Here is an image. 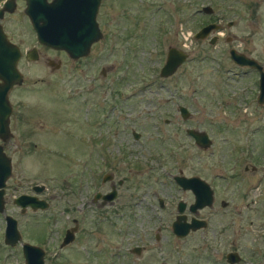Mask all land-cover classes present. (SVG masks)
Segmentation results:
<instances>
[{
	"label": "rangeland",
	"instance_id": "rangeland-1",
	"mask_svg": "<svg viewBox=\"0 0 264 264\" xmlns=\"http://www.w3.org/2000/svg\"><path fill=\"white\" fill-rule=\"evenodd\" d=\"M205 5L211 7L210 15L199 11ZM96 21L102 37L91 55L78 64L51 53L46 55L60 61L56 69L40 56L18 61L23 82L9 94L12 138L4 146L11 156L12 186L18 189L8 192L15 197L27 186L38 185L46 187L45 192L52 196L45 210L23 215L7 200L5 212L16 219L21 241L39 245L45 251L44 264H214L211 259L216 261L229 247L233 233L228 227L236 219L237 226L248 232L244 244L255 243L256 251L264 250V233H256L264 225V106L256 101V77L240 76L241 69L228 56L233 48L264 66V0H100ZM211 22L220 25L217 33H210V37L217 35L213 45L207 39L192 38L202 25ZM229 22L232 24L227 26ZM10 31L7 29V34L12 38ZM13 38L21 51L35 45L31 30L23 22L18 23ZM169 46L184 49L188 57L163 80L158 71ZM101 69L106 77L100 76ZM90 84L95 86L93 99L88 92ZM92 102L97 116L95 157H139V167L127 165L125 174H149L151 181L153 177L164 179L163 171H175V164L191 157L183 173L213 181L218 195L228 201L221 226L217 218L211 219L212 226L221 231V236L212 240L218 253L212 252L210 241L206 245L204 232L176 239L168 227L171 213L166 207L156 208L155 222L160 224L148 222L144 210H136L133 217L124 216L121 210L99 213L96 217H106L111 232L88 233L87 223L81 240L75 238L59 247L64 229L77 217L73 205L77 202L78 172H88L80 161L92 157ZM118 105L121 108L115 109L119 112H109L110 106ZM178 105L190 112L188 120L179 118ZM104 113L110 115L108 128L100 124ZM117 116L119 121L114 122ZM190 127L205 131L211 145L196 147L185 133ZM131 131L140 136L134 139ZM106 135L110 140L105 145L99 138ZM117 147L122 150L115 155ZM152 158L159 165L150 172ZM251 165H256V173L249 170ZM86 166L89 168L88 163ZM238 189L241 193L248 189L247 196L237 197ZM62 193L65 197L60 198ZM252 203L254 207H250ZM240 205V219L234 214L229 217V211ZM149 214L153 215L152 211ZM158 225L160 253L156 256L154 250L150 255L142 252L140 257L123 254L124 247L122 254L116 251L121 241L116 231L123 226L133 238L128 244L132 247L141 245L146 233H150L146 245H156L153 234ZM206 233L210 239V232ZM263 255L254 254L253 260L245 252L242 259L264 264ZM9 264H23L18 245L12 248Z\"/></svg>",
	"mask_w": 264,
	"mask_h": 264
},
{
	"label": "flooded vegetation",
	"instance_id": "flooded-vegetation-1",
	"mask_svg": "<svg viewBox=\"0 0 264 264\" xmlns=\"http://www.w3.org/2000/svg\"><path fill=\"white\" fill-rule=\"evenodd\" d=\"M51 0H47V2H50ZM25 0H0V31H2L5 35L9 43L14 44L18 47L20 51V58L18 61H20L22 58L25 59L26 52L29 50H34V55H36V58L43 57V59L46 61L47 65L51 67L52 69H56L60 65V61L58 60L55 62L49 55H46V53H51L56 57V54L61 55V57H67L69 61H71L73 64H78L80 61L87 59L92 53V49L95 47L96 42L90 43V37L89 36H84L82 40H77V52L80 54V56L76 57L75 59H71L67 56V54L62 51V50H55L46 46L39 45L36 42L35 39V33L32 30L31 24L24 13L25 9ZM97 13V12H96ZM212 13V12H211ZM95 20H96V15H95ZM23 22L25 25L29 27L31 30V34L33 35V38L35 40V45L31 46L30 48H27L26 50L21 51L20 47L18 44L15 43L13 35L14 32L18 26V23ZM97 22V21H96ZM212 23V22H211ZM98 24V23H97ZM208 24V23H206ZM204 24V25H206ZM232 23L230 22V25ZM202 25V26H204ZM228 25V26H230ZM201 26V27H202ZM7 29L11 30L10 32L12 33V38L7 34ZM101 32V31H100ZM102 35V33H101ZM209 37H206L204 39H208ZM203 39V40H204ZM230 50V49H229ZM229 50H228V56H229ZM236 51V50H235ZM237 52V51H236ZM241 53V52H238ZM244 54V53H242ZM247 57H250L246 54H244ZM251 58V57H250ZM26 60V59H25ZM230 60V58H229ZM18 61L16 65L18 64ZM49 62H52L53 64H56V67L50 66ZM232 62V61H231ZM257 62V61H256ZM233 63V62H232ZM258 63V62H257ZM235 66L240 68L241 72L240 76L246 75V74H252L256 77V84L254 88V93L257 95L259 93L258 91V73L255 69L249 68L247 66H239L233 63ZM262 67V71L264 72V66L260 63H258ZM109 69V68H108ZM101 77H106L107 75L105 74L104 70L101 69V72L99 73ZM236 74V73H235ZM84 76V75H83ZM85 77V76H84ZM91 77V76H89ZM160 78V77H159ZM169 78V77H168ZM160 79H166V78H160ZM88 80V79H87ZM92 80V79H91ZM93 81V80H92ZM124 80H121V83ZM23 82V81H22ZM21 82V84H22ZM96 82L94 78V83ZM20 84V85H21ZM20 85H13L12 88L9 91V94L19 87ZM94 85L90 84V89L88 90L89 95L93 98H95L96 94L95 91L93 90ZM95 87V86H94ZM106 92V91H105ZM118 92L116 91L115 94ZM9 94L8 100H9ZM116 97V96H115ZM89 99H86V102ZM91 100V99H90ZM10 102V101H9ZM94 107L92 108L91 114L93 118L92 126H91V137H90V146H91V153L92 157H88L87 160H81L80 163L83 166V169H88V172H78L77 180H78V191H77V198L75 204L73 205L74 210L77 211V217L72 218V226L65 228L63 231V235L61 238V241L59 243V247H64L68 245L70 242L74 241L75 238L82 239L84 234H85V227L87 223H89L88 227V233L91 234H96V232H99L101 234H107L110 230V224L107 222V218L104 216H97L99 213H106L108 211H123L124 216H134V212L136 210H144L146 211L147 215L149 216L148 222L154 221V223H161V222H155L158 218L156 215V208L158 210H162L165 207L168 208L169 213L171 216L168 220V227L170 229L171 234L178 240L184 239L188 237L191 234H194L198 231L204 232V239L206 241V245L209 246V241H210V249L212 250L213 253H218L217 249H215L214 244L212 243V240H214L215 237H220L221 236V231L220 229H216L212 226V217L217 218L218 222L217 224L221 226V218L225 217V209L228 206V201H226L223 197H220L218 195V190L215 189V185L212 182H210L206 176L202 177L199 174L195 173H189L185 174L183 173L184 168L187 166V162L191 161V157H186V161H180L179 164H175L174 168L175 171L167 170L163 171V176L164 179H161V177H153L151 181V175H146V176H138L135 177V175H142L141 173L136 172H131L129 173V176H126L125 172L128 170L127 165H132L134 164L136 167H139V157H137L136 160L130 159V157H95V148L96 144L98 141L97 134L95 132V126L97 124V116H96V110H95V103L92 102ZM11 104V103H10ZM264 106V103L261 104ZM11 106V105H10ZM119 107V108H118ZM120 109V105L118 106H110V109L113 112L116 111V109ZM179 105L176 107V111L179 115V118L182 121H186L191 117V114L189 112V115L186 119H182L180 114H179ZM103 111H106L105 108H103ZM119 112V111H116ZM11 115H12V108H11ZM110 117L109 114L104 113V118L100 120V124L103 125V127L108 128V118ZM117 120H114V122H118L119 116L116 118ZM9 121H10V115H9ZM163 122L165 124L169 123L168 119H164ZM120 124H123L121 122ZM191 128V127H190ZM189 129V128H186ZM185 129V132H186ZM109 130H106V132ZM132 132V131H131ZM116 133V132H115ZM140 136L138 132H132V137L134 139H137ZM189 137V136H188ZM12 138V132H10L8 138L5 140L4 143L2 144V150L6 156H8L10 160V172L8 178H6L4 182V188H2V196H3V210L0 212V235H1V240H0V264H9L12 263V248H16L18 245L19 248V253L23 259L22 255V244L27 243V244H32L26 241H21V236L19 241H17L14 245H12V240L9 241L8 243L5 242V235L4 232L6 230V220L7 218H13L15 221L16 219L12 216V214H8L5 212V205L7 200L11 202L13 206L18 208V212L23 215L24 213H35L37 211H41V209H35L32 210L29 206L26 208H20L17 206L14 202L13 199L20 196V195H25V196H34L36 199L43 200L47 207H48V200L52 199V196H50L49 193L45 192L47 191L46 187L44 186H38V185H32L30 187L27 186L25 188V192L22 191L19 193L17 196L12 197V194H9L8 191H16L18 189V186H12V163H11V156L8 155L4 151V146H6L7 142ZM190 138V137H189ZM100 143L103 142V144H107V141L110 140L109 136H101L100 138ZM192 139V138H191ZM104 140V141H103ZM102 141V142H101ZM193 141V140H192ZM109 142V141H108ZM194 143V142H193ZM110 144V143H109ZM195 145V144H194ZM196 146V145H195ZM197 147V146H196ZM199 148V147H198ZM201 149V148H200ZM122 150V147H117L116 154H120ZM113 154V155H114ZM114 155V156H115ZM142 162V161H141ZM89 164V168L86 166V164ZM151 167L150 172L156 169V166L159 165V161L156 159L151 160ZM258 165V164H257ZM147 168H150L148 165ZM245 172H247L248 167L245 166L243 168ZM249 170L251 173H256L257 168L256 165H251L249 167ZM176 177H184V178H192L196 177L199 180L202 181V188H199V194L196 198L194 194L193 188H182L179 184L175 182ZM219 178V177H218ZM88 179L86 182L85 180ZM8 181L11 183V185L8 183ZM169 184L172 186L169 187ZM203 185H206L208 189L203 188ZM38 186L37 188H40L39 192L34 191V187ZM161 186L169 187L166 189H161ZM253 186V185H251ZM241 189L237 190V197H243L245 198L248 194V189L245 193L240 192ZM84 191V193H82ZM46 196V197H45ZM65 197V194H61L60 198ZM83 198V199H82ZM254 203L250 205V207H254ZM242 205L239 207L234 206L231 211H229L228 216L232 218V214H234V217L237 219H240V210H241ZM244 207V206H243ZM178 208L181 209V215L183 216V221L185 223H190L191 220H196L201 224V226L197 229L194 230H188V232L181 237L176 236L172 232V223L176 220V217L179 215L178 213ZM192 208V209H191ZM46 209V208H45ZM42 209V210H45ZM149 211H152L153 215L149 214ZM129 214V215H128ZM118 215V214H117ZM91 219H88V217ZM123 216V217H124ZM140 216V215H139ZM238 225V221L234 219L233 225L229 226L228 228H232V238L229 242V247L227 250L222 251L220 253V258H217L216 261L214 259H211L209 256L208 258L213 261L214 264H249V262L245 261L242 259L244 257L245 252H249L252 256L251 259L254 260V254L255 255H263L264 250L261 249L260 251H256L254 249L255 243L252 245L247 246L246 240H245V235L248 233L245 228H241ZM128 226V224H127ZM121 227V226H120ZM116 227V229L120 228ZM16 228L18 230L17 226V221H16ZM72 232V240L61 246L62 239L67 231ZM160 230V226L156 227V232L153 234V241L156 244V242L160 239L158 232ZM210 232V239L207 236L206 232ZM256 233L262 234L264 233V225L261 226ZM116 235L120 236V244L116 245V251L121 252L122 254V248L124 247L125 252L123 254L131 253L136 255L137 257H140L142 252H149V255L152 254V251L154 252L153 254L156 256L157 254L160 253V247L159 244L157 243L156 245H146L145 240L149 238L150 233L143 234L146 238L140 239L141 245H133L132 247H128L129 240L133 242V238L128 237V230L125 226H123V229L120 231H116ZM150 243V242H149ZM124 246H123V245ZM213 244V245H211ZM35 246H38L42 252H43V264H44V257H45V251L36 244H32ZM216 248H220L219 245L216 246ZM258 250V249H257ZM257 253H256V252ZM95 253V252H94ZM229 253H234L238 256L237 262L234 263H229L226 260V256ZM263 253V254H262ZM120 254V255H121ZM264 256V255H263ZM24 260V259H23ZM218 260H221L222 263H217ZM243 260V262H242Z\"/></svg>",
	"mask_w": 264,
	"mask_h": 264
},
{
	"label": "water",
	"instance_id": "water-1",
	"mask_svg": "<svg viewBox=\"0 0 264 264\" xmlns=\"http://www.w3.org/2000/svg\"><path fill=\"white\" fill-rule=\"evenodd\" d=\"M100 0H25L24 13L26 14L32 30L35 33L36 42L39 45L46 46L55 50L64 51L71 59L80 56L77 52V40H82L84 36L90 37V43L101 39L102 35L98 24L95 20V15L98 9ZM201 13L210 15L212 9L209 5L202 6L199 10ZM230 22L227 23V26ZM220 25L217 23H208L200 27L193 35L194 40H203L209 37L212 31H219ZM217 36L212 35L208 39V44H214ZM188 54L184 49L169 46L166 49L164 61L159 68L158 76L160 78H168L174 74L177 68L187 59ZM20 58V51L14 44L9 43L6 35L0 31V142L4 143L10 134L11 104L7 94L13 85H20L22 82V74L17 69V61ZM230 60L239 66H247L253 68L258 73V95L256 101L258 104L264 103V72L262 67L250 57L242 53L236 52L233 48L229 50ZM25 59L27 61L36 60L34 50L26 52ZM50 66L56 67V64L49 62ZM179 114L182 119H186L189 112L184 106L179 105ZM187 136L192 138L194 144L206 149L211 145V140L208 134L203 130L186 129ZM0 143V212L3 210L2 188L4 182L9 176L10 160L2 150ZM175 182L182 188H193L197 198L199 188H202V181L196 177L184 178L176 177ZM34 187V191L39 192L40 188ZM203 188L208 189L206 185ZM13 202L20 208L29 206L32 210L45 209L47 207L43 200L36 199L34 196L20 195L13 199ZM192 209V208H191ZM182 211L178 208L179 215L172 223V232L176 236H184L188 230H194L201 226L196 220H191L190 223H185ZM5 242L12 240V245L19 241L20 236L16 228V221L12 218L6 220V230L4 232ZM72 240V232L67 231L62 239L61 246L69 243ZM23 264H43V252L35 245L22 244ZM229 263L237 262L238 256L234 253H229L226 256Z\"/></svg>",
	"mask_w": 264,
	"mask_h": 264
}]
</instances>
